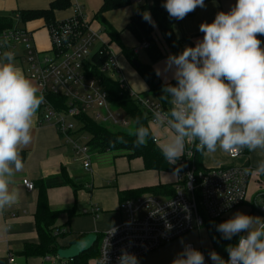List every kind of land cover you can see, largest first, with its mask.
<instances>
[{
    "label": "clouds",
    "instance_id": "obj_1",
    "mask_svg": "<svg viewBox=\"0 0 264 264\" xmlns=\"http://www.w3.org/2000/svg\"><path fill=\"white\" fill-rule=\"evenodd\" d=\"M161 6L177 21L205 7L204 0H163ZM141 17L155 26L150 12ZM198 31L203 35L194 46L167 56L163 69L155 70L158 77L170 73L175 81L168 83L166 76L161 88L169 109L152 113L153 124L172 133L160 146L163 158L175 165L186 143H195L197 151L206 153H215L217 148L237 153L245 148L264 151V46L256 38L264 36V0H235L227 12H216L211 23H201ZM13 60L11 51L0 55V210L17 202L18 194L9 190L7 177L23 168L20 150L31 142L33 117L43 101ZM136 125L134 145L139 147L146 144L150 132L138 120ZM254 171L264 174V160ZM182 211L189 219L186 206ZM152 215L163 219L164 213L157 207ZM171 227L165 223L166 232ZM214 228L222 240L237 239L224 248L227 260L209 251L211 264H264V218L236 212ZM115 232L111 227L110 235ZM180 243L181 251L171 264H205L204 254L183 240ZM98 264H108L106 251ZM117 264L140 262L121 250Z\"/></svg>",
    "mask_w": 264,
    "mask_h": 264
},
{
    "label": "crops",
    "instance_id": "obj_2",
    "mask_svg": "<svg viewBox=\"0 0 264 264\" xmlns=\"http://www.w3.org/2000/svg\"><path fill=\"white\" fill-rule=\"evenodd\" d=\"M53 1L0 0V18L7 17L15 11L45 9ZM68 1L70 8L64 11H56L54 13L55 20H63L74 14L71 5L77 3V0ZM101 2L102 0H100V5ZM234 3L235 0L204 1V8L197 7L183 19L178 20L177 23L173 22L174 36L177 39H184V48L194 46V43L203 35L198 31V26L201 23H211L216 12H227ZM133 4H135V12L130 8ZM150 5L151 0H132L129 6L108 11L102 15V18L97 17L98 10L92 19H89L87 15L85 17L92 30L99 34L110 53L116 55L122 79L129 95H132L131 98L145 95V98L159 105L162 110L164 107L169 108V103L165 101V104L161 105L157 98L151 94H146L147 87L139 76L138 69L149 66L154 74L156 69H163L164 61L169 56L166 45L154 26L152 38L156 41L159 53L156 55L147 50H140L137 54H133V50L138 47L139 42L126 29L130 17L137 12L138 8L141 6L149 7ZM25 28L32 34V44L35 48L38 46V39L44 37L46 46L45 48H36L38 51L45 52L49 49L48 35L42 21L26 23ZM159 42L163 43L164 49L160 47ZM140 52L145 53L143 54L144 60L139 62L135 60L134 62L139 65L138 68H135L130 58L136 59ZM13 63L21 69L16 61ZM130 64L136 73L131 69ZM155 76L162 85L165 83L166 76L168 83H175L171 80L170 73L162 72L161 76ZM30 81L36 86L32 80ZM39 118L38 106L33 117L31 142L20 150V154H23V168L20 171H14L13 176L7 177L9 190H15L18 199L15 204L0 210V264L44 263L43 258L45 256H42L36 249L39 238L36 232L34 213L39 192L38 183H41L45 178L62 175L60 178L66 182L64 186L45 190L48 210L57 213L54 223L49 229L52 230V235L60 249L68 248L87 234H94L99 243L101 237L111 230V227H117L122 221L121 205L124 201L149 194L134 195L137 190L168 187L155 195L162 199L174 193L177 186V172L147 170L139 157L127 159L140 161L127 162L121 159H113L111 163L107 164L108 158L98 159L94 163L92 162L95 158L93 156L90 170H84L81 163L74 160L70 147L63 145L62 139L55 129L49 125L41 124ZM147 127L151 136L156 140L155 145L159 149L161 144L171 137L169 136L164 142H160L159 139L164 135V127H157L150 122ZM241 151L240 157L229 159L226 153L217 148L215 153L200 152L197 159L198 171L226 166H247L250 170L244 202L236 209L228 212L223 218L213 222L215 224L223 222L236 212L258 217L256 213L251 212V206L257 194L264 191V174L258 175L254 170L257 164L264 160V151L259 149L249 151L246 148ZM127 165L131 172L143 169L145 173L125 175ZM25 179L33 184L32 191H27L22 186V181ZM94 207L97 212L91 214ZM235 239L236 237L229 244H234ZM181 240L184 244L191 243L196 248L203 250L208 264H211L207 255L208 252L215 251L220 255L224 251L226 243V240L219 239L217 245L214 246L207 228H201L138 258L140 264H171L175 255L181 251ZM27 246H29V250L25 253ZM95 259L96 255L90 258L87 264H94Z\"/></svg>",
    "mask_w": 264,
    "mask_h": 264
},
{
    "label": "built area",
    "instance_id": "obj_3",
    "mask_svg": "<svg viewBox=\"0 0 264 264\" xmlns=\"http://www.w3.org/2000/svg\"><path fill=\"white\" fill-rule=\"evenodd\" d=\"M71 6L74 12L71 17L45 26L49 41V49L45 52L33 46L32 34L20 26L19 16L14 14L13 22L16 25L0 32V55L5 51L13 53V62L20 65L24 75L36 84L38 94L43 95L39 105L40 123L55 129L63 145L70 147L74 160L79 161L87 171L90 170L91 158L102 154L90 153V136L82 130L80 119L120 127H128L130 120L127 122L120 118L117 108L111 110L107 93L95 74L97 70L98 74L114 75L120 88L126 90L116 57L107 49L99 34L92 30L81 7L77 3ZM170 20L178 22L172 18ZM18 44L23 46L24 52L16 56ZM149 47V43L143 41L133 50V54ZM96 54L106 55L107 60L96 65L92 59ZM134 99L149 114V122L153 124L152 113L162 111L160 106L148 98L134 96ZM153 142L156 140L153 139ZM195 150V143H186L183 156L173 165L179 170L173 196L162 199L145 194L122 203L123 219L115 227V234L110 235L109 230L101 237L94 264L102 259L104 251L108 264H117L121 250L140 258L187 233L201 229L206 220L223 218L244 202L249 168L226 166L198 171L193 165ZM224 153L229 159L242 155V151ZM244 169L249 172L245 174ZM22 186L27 191L34 188L26 179L22 181ZM184 206L190 213L189 219L182 211ZM157 207L164 213L163 219L160 217L162 213L152 215ZM252 208L258 217L264 218V191L257 194ZM96 212L94 207L91 214ZM165 223L172 226L169 232L165 230ZM187 244L204 254L193 244ZM43 261V264H66L56 254L45 256ZM205 264H208L206 258Z\"/></svg>",
    "mask_w": 264,
    "mask_h": 264
},
{
    "label": "trees",
    "instance_id": "obj_4",
    "mask_svg": "<svg viewBox=\"0 0 264 264\" xmlns=\"http://www.w3.org/2000/svg\"><path fill=\"white\" fill-rule=\"evenodd\" d=\"M131 2L132 0H102L96 15L97 17L102 18V15L104 13L129 6ZM162 3L163 0H151V5L149 7H139L137 12L130 17L126 29L137 39L139 43L143 41L148 42L150 47L147 51L157 55L159 53V50L157 49L155 41L152 38L153 26H150L141 17V14L147 10L151 14V19L155 22V28L158 31L161 39L165 43L169 55H177L184 49L183 43L185 41L184 39H177L174 36V23L170 20L167 12L161 6ZM69 8L70 3L68 0H54L45 9L15 11L7 17L0 18V32L11 29L16 25V23L13 22L14 14H18L20 19L19 24L23 27L24 30H26V23L33 21H42L43 25L46 26L56 21L54 18V13L56 11H64ZM256 38L261 40L263 45L264 36L257 34ZM92 59L93 63L99 65L103 61L107 60V56H98L96 54ZM95 74L100 81L101 87L107 93V99L111 106L113 108L121 109L123 113H125V115L130 120L129 127L132 126V128L116 129L111 128V126L106 124H95L90 120L81 118L80 121L83 123L82 130L88 133L90 136V153L104 154L107 152L126 151L128 153L126 155L128 158H141L144 164V168L147 170L178 172L179 170L176 171V167L169 164L163 158L160 149L153 142L154 138L151 136V133L147 138V142L145 145L139 147L134 145V130L137 126L136 121L138 120L140 124L147 127L150 117L149 114L141 108L136 99L131 98L127 90L120 88L119 82L114 75L98 74L97 70L95 71ZM138 74L146 84V94H151L153 97L157 98L160 101L161 105H164L166 100L161 97V88L163 85L157 79L151 68L149 66L141 67L138 69ZM168 109L169 108L166 107L162 108L163 111H167ZM199 155L200 151L195 150L193 156V165L196 170H198L196 163ZM20 158L21 160L23 159V154H20ZM61 176L62 175L45 178L41 183H38L39 192L36 202V210L34 213V220L36 232L39 238V243L36 249L42 256L55 255L57 250L60 249L55 242V237H53L52 235V230L49 229L53 225L57 213H52L48 210L45 190L47 188L64 186L66 182L60 178ZM167 188L168 187H154L141 189L137 190L134 195L149 193L155 196L160 191ZM173 194L169 197L173 196ZM138 197L136 196V198ZM251 212L254 213L253 208ZM218 220L219 219L206 220L202 227L207 228L208 234L214 246L217 245V242L220 239V234L215 231V223H213ZM234 238L235 237H233V239ZM229 242L230 241H226L225 247L229 245ZM98 247L99 243L97 240L89 251L81 254L71 261H66V264H87V261L90 258L95 257V255L97 258ZM28 250L29 246L26 247L25 253H27ZM226 254L227 253L225 251H222L220 256L225 259Z\"/></svg>",
    "mask_w": 264,
    "mask_h": 264
},
{
    "label": "rangeland",
    "instance_id": "obj_5",
    "mask_svg": "<svg viewBox=\"0 0 264 264\" xmlns=\"http://www.w3.org/2000/svg\"><path fill=\"white\" fill-rule=\"evenodd\" d=\"M77 4L81 7V11H82V13L86 16H88V18L89 19H92L93 18V16H94V14L97 12V10H99V6H100V0H77ZM133 11L135 10V4H133L131 7H130ZM136 11V10H135ZM134 11V12H135ZM40 31H42V30H40ZM39 31V32H40ZM41 33H43V32H41ZM126 34H128V33H126ZM129 35V34H128ZM155 44H156V41H155ZM159 44H160V47L162 48V49H164V45H163V43H161V42H159ZM37 49L39 48V47H44L45 48V46H46V42H45V40H44V37H42V38H40V39H38V43H37ZM24 52V49H23V46L21 45V44H18L17 45V48H16V51H15V55L16 56H19L20 55V52ZM143 54H145L144 52H140L139 53V55L137 56V58L135 59V58H130V61H137V62H139V61H143L144 60V55ZM114 55V54H113ZM115 57H116V55H114ZM118 62V61H117ZM22 65V67H23V69H25V65H24V63H22L21 64ZM130 67H131V69L135 72V69H134V67L130 64ZM119 69H120V67H119ZM121 70V69H120ZM136 73V72H135ZM130 90V89H129ZM131 91V90H130ZM140 97H144L145 98V95H140ZM116 109V108H115ZM111 110H114L113 109V107H111ZM119 110V114H120V118H122V119H125L127 122H129V118L125 115V113H123V111L121 110V109H118ZM77 126V125H76ZM111 128H116V129H123V128H127V129H131L132 128V126L131 127H120V126H111ZM166 131H169V132H166ZM169 133V134H168ZM163 137L162 138H160L159 139V141L160 142H164L166 139H167V137H169V136H171L172 135V133H171V130H169L168 128H166V127H164V131H163ZM168 135V136H167ZM80 142H82V141H80ZM159 142V143H160ZM128 153L126 152V151H115V152H107V153H104V154H102V155H95L94 157V159H93V161L92 162H96V160H100V159H105V158H108L107 159V161H106V163L108 164V163H111L112 162V160L113 159H121V160H125V161H127V162H129V161H134V160H137V161H140V160H138V159H133V160H129V159H127L128 157L126 156ZM142 169V168H141ZM145 170H140V171H133V172H131V170L129 169V166L127 165V167H126V171H125V175H137V174H140V173H145L144 172Z\"/></svg>",
    "mask_w": 264,
    "mask_h": 264
},
{
    "label": "water",
    "instance_id": "obj_6",
    "mask_svg": "<svg viewBox=\"0 0 264 264\" xmlns=\"http://www.w3.org/2000/svg\"><path fill=\"white\" fill-rule=\"evenodd\" d=\"M133 65L135 68H138L139 65L133 61ZM97 238L94 234H87L77 242L70 245L68 248L59 249L56 252L58 259L62 261H71L81 254L89 251L92 246L96 243Z\"/></svg>",
    "mask_w": 264,
    "mask_h": 264
}]
</instances>
